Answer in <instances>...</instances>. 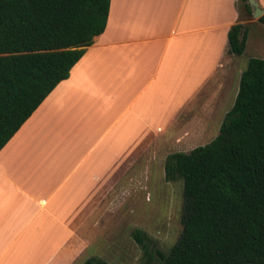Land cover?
Segmentation results:
<instances>
[{"label": "crops", "instance_id": "0c3cea01", "mask_svg": "<svg viewBox=\"0 0 264 264\" xmlns=\"http://www.w3.org/2000/svg\"><path fill=\"white\" fill-rule=\"evenodd\" d=\"M241 4L111 0L105 31L0 150V264L99 257V203L165 142L189 152L215 138L245 70L230 51L234 25L264 58L249 23L264 27Z\"/></svg>", "mask_w": 264, "mask_h": 264}, {"label": "trees", "instance_id": "16d2710c", "mask_svg": "<svg viewBox=\"0 0 264 264\" xmlns=\"http://www.w3.org/2000/svg\"><path fill=\"white\" fill-rule=\"evenodd\" d=\"M253 14L249 0H241ZM111 0H0V150L107 26ZM264 27V14L258 19ZM249 28L229 32L246 49ZM168 181H184L183 232L162 264H264V58L251 57L218 135L168 155ZM134 238L147 251L141 229ZM81 264H112L90 257Z\"/></svg>", "mask_w": 264, "mask_h": 264}, {"label": "rangeland", "instance_id": "374dc122", "mask_svg": "<svg viewBox=\"0 0 264 264\" xmlns=\"http://www.w3.org/2000/svg\"><path fill=\"white\" fill-rule=\"evenodd\" d=\"M240 9L246 19H256L253 14L246 12L243 3ZM249 24L250 29H256L252 35L256 36V41L263 47L264 29L253 21ZM258 46L250 44L241 55L244 69L250 57H263L262 54H254L258 53L255 51L260 48ZM231 105L229 101L228 107L231 108ZM220 126L214 130L216 134H211L213 137L218 135ZM212 139L195 138L194 142L204 141L199 144L204 145ZM172 145L171 140L165 142L163 152L156 161L154 155L148 153L145 156V167L132 170L125 185L116 186L109 198L99 203L91 252L97 251L99 257L112 264H162L158 250L168 253L180 239L184 228V181L182 178L168 181L165 174L168 155L180 149ZM136 229L148 235L147 251L134 238L133 232Z\"/></svg>", "mask_w": 264, "mask_h": 264}, {"label": "water", "instance_id": "95a60500", "mask_svg": "<svg viewBox=\"0 0 264 264\" xmlns=\"http://www.w3.org/2000/svg\"><path fill=\"white\" fill-rule=\"evenodd\" d=\"M249 3L253 9V15L259 19L264 14V9L259 4L258 0H249Z\"/></svg>", "mask_w": 264, "mask_h": 264}]
</instances>
